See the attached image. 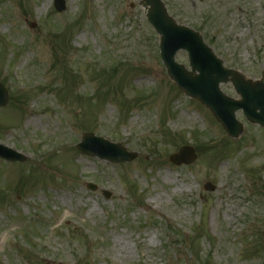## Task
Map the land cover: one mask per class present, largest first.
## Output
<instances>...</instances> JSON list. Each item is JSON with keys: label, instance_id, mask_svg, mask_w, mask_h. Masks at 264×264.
I'll return each instance as SVG.
<instances>
[{"label": "rangeland", "instance_id": "rangeland-1", "mask_svg": "<svg viewBox=\"0 0 264 264\" xmlns=\"http://www.w3.org/2000/svg\"><path fill=\"white\" fill-rule=\"evenodd\" d=\"M63 1L0 0V145L26 157L0 161V264H264V130L239 112L231 140L172 84L141 0ZM161 1L226 69L260 80L264 0ZM83 134L136 159L81 156ZM185 146L193 164H171Z\"/></svg>", "mask_w": 264, "mask_h": 264}, {"label": "water", "instance_id": "water-1", "mask_svg": "<svg viewBox=\"0 0 264 264\" xmlns=\"http://www.w3.org/2000/svg\"><path fill=\"white\" fill-rule=\"evenodd\" d=\"M141 5L148 8L146 19L149 26L159 36V49L162 63L169 79L190 99L198 101L208 109L215 120L232 139H238L243 132L242 125L235 119V113L242 111L246 121L264 129V71L261 80L245 81L237 72L224 69L222 62L214 56L212 50L195 32L178 26L167 15L164 4L160 0H142ZM56 12L65 11L62 0H54ZM185 51L191 72L174 62L175 54ZM197 74V75H196ZM230 83L239 96V101L226 97L219 89L221 84ZM8 103V96L0 85V108ZM82 141L76 146L82 154L96 157L110 163H129L136 157L127 153L120 145H114L92 135H83ZM97 145V146H96ZM0 159L8 162H22L24 158L0 146ZM176 166L190 165L195 161L194 151L189 147L181 148L177 155L169 159ZM95 191L96 187L88 185ZM207 192H213L210 184L204 186ZM109 194H105L109 198ZM264 249V232L262 233Z\"/></svg>", "mask_w": 264, "mask_h": 264}, {"label": "bare ground", "instance_id": "bare-ground-1", "mask_svg": "<svg viewBox=\"0 0 264 264\" xmlns=\"http://www.w3.org/2000/svg\"><path fill=\"white\" fill-rule=\"evenodd\" d=\"M47 7V5H44V8Z\"/></svg>", "mask_w": 264, "mask_h": 264}]
</instances>
